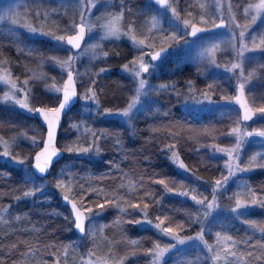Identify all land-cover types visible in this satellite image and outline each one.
<instances>
[{"label":"rangeland","instance_id":"obj_1","mask_svg":"<svg viewBox=\"0 0 264 264\" xmlns=\"http://www.w3.org/2000/svg\"><path fill=\"white\" fill-rule=\"evenodd\" d=\"M222 19L226 26L218 32L189 36L191 24L207 27ZM78 23L85 26L86 33L74 52L64 43ZM0 35L25 56L19 73H14L8 59L0 56V102L4 104L33 114V88L40 83L49 98L36 104L53 108L59 101L63 80L72 70L76 110L84 118L70 123L74 131L64 135L61 147L66 154L100 156L103 147L99 138L102 135L106 139L107 134L88 122V116L116 118L132 132L137 114L151 117L171 110L173 107H163L159 98L163 90L166 93L176 87L171 73L185 64L196 69L201 81L182 83L178 110L201 121L228 119L231 123L213 141L195 147L221 162L220 175L208 188L193 182L185 188H164L165 194L183 196L194 203L190 222L197 226L193 232L185 235L164 227L149 215L147 205L130 204L89 173L74 176L62 166L34 182L59 197H70L82 208L86 215L84 234L63 248L51 244L31 247L24 254L33 260L26 258L20 264H124L126 248L113 245L104 230L111 222L100 217L107 204L91 205L83 200L84 192L110 199L119 214L150 226L159 235L161 241L149 248L148 264H162L170 253L173 264H264V260L257 262L260 252L242 253L229 229L233 219L264 203V196L246 181L248 170L264 168V0H167L164 7L150 0H0ZM24 37L31 40L25 42ZM112 41L128 43L132 57L120 68V83L125 89L120 97L124 103L104 108L99 105L101 84L97 73L107 70L100 64L112 53L108 45ZM43 43L49 45L48 51L40 46ZM161 48L167 52L151 59ZM237 83L243 85L249 108L255 113L250 124L239 119L240 111L232 103ZM38 128L33 125L6 135L0 133V160L19 166L30 180L33 176L26 160L28 151L42 138ZM152 138L153 144L164 145L173 164L187 175L175 144L161 140L158 132L152 133ZM117 166H112L108 176H119L120 188L134 190L135 179L122 175ZM37 184L26 194L37 190ZM221 198L226 203L222 204ZM0 219H4L2 213ZM250 226L259 239L264 238V224Z\"/></svg>","mask_w":264,"mask_h":264},{"label":"trees","instance_id":"obj_2","mask_svg":"<svg viewBox=\"0 0 264 264\" xmlns=\"http://www.w3.org/2000/svg\"><path fill=\"white\" fill-rule=\"evenodd\" d=\"M28 39L31 40L30 37H24L25 42H28ZM34 43L37 45V41ZM9 44V39L0 37V56L8 59V64L14 73H19V67L21 68L25 56L18 54L13 45ZM108 45L111 46L109 49L112 53L107 56L104 63L100 64L107 67V70L105 73H97L101 84L98 89L99 105L104 108L124 103L120 97L121 93H124V87L120 83L122 82L120 68L132 57L128 43L112 41ZM40 46L46 51L49 50V45L46 43ZM170 78L175 81L176 87L174 86V89L166 93L163 90L159 99L163 107L172 106L171 110L153 114L151 117L142 113L137 114L132 132L116 118L99 116L89 118L88 116V122L93 123L99 130H105L107 134L106 139H103L102 135L99 138L103 147L100 156L87 158L64 152V155L55 162L44 177H39L31 171L32 155L42 143L43 126L32 113H26L10 104L0 102L1 134L6 135L15 129L36 125L38 129H41L42 136L39 143L28 151L26 161L33 176L32 180L24 177L19 166L13 165L8 160H0V213L4 216V219H0V264H20L26 258L33 260L29 254H24L31 247L51 244L53 248L60 246L63 248L77 237L81 238L74 232L71 212L68 206L60 201L61 196L34 182L50 176L62 166L70 169L74 176L89 173L90 177L99 179L100 183L105 184L108 191L122 194L130 204L147 205L149 215L152 218L156 217L164 227L185 235L193 232L197 226L194 222H190V213L195 208L194 203L183 196L165 194L164 188L169 190L185 188L191 182L208 188L220 175L221 162L219 158H213L209 153L207 154L204 149L197 150L195 147L213 141V138L228 129L231 123L228 119L201 121L178 110V100L183 92L182 83L189 80L195 83L201 81L196 69L185 64L181 69L174 70ZM33 92L35 107L40 106L36 104L37 101H43V103L48 101L49 97L41 89L40 83L39 86H34ZM76 109L77 107L73 105L63 117L56 137V144L60 149L64 142V135L74 131L70 123L84 118ZM157 132L161 134V140L175 144L177 156L184 164L187 175H183L181 170L173 164L174 162L163 148L164 145L153 144L152 133ZM116 164L122 175H129L135 179L134 190L129 192L124 187L120 188L119 176H108L110 169ZM246 179L253 190L264 196V168L256 167L248 170ZM36 184L37 190L32 191L30 195L26 194L29 188ZM82 196L83 200L91 202V205L100 202L107 204L100 217L105 222L114 223L108 226L111 224L109 223L104 230L109 237H112L115 247L126 248L124 250H127L128 255L123 260L124 264H148L149 248L153 242L161 241V238H158L159 235L150 226L140 225L134 219H128L127 216L119 214L110 199L86 192ZM221 200L222 204L226 203L224 198ZM251 223L256 226L264 224V203L233 219L229 228L230 234L238 241L239 250L242 253L260 252L258 262L264 260V238L259 239L258 235L253 233ZM79 247L83 248V245L79 244ZM132 251L133 254L130 253ZM171 256L170 253L163 258L162 264H173ZM27 264H33V262L29 261Z\"/></svg>","mask_w":264,"mask_h":264},{"label":"water","instance_id":"obj_3","mask_svg":"<svg viewBox=\"0 0 264 264\" xmlns=\"http://www.w3.org/2000/svg\"><path fill=\"white\" fill-rule=\"evenodd\" d=\"M157 7H164L167 0H150ZM226 21L224 19L215 22L213 25L207 27L200 26L199 24H191L189 30L190 37H197L198 35L218 32L225 28ZM86 29L81 23L76 26V31L68 34L65 37V43L71 48L72 51L79 50L84 37ZM167 52L166 48L158 49L154 54L150 56L151 59H158ZM241 83L236 85V94L233 95L232 103L236 105L240 111V120L242 122H249L255 115L254 111L249 108L248 100L244 91V87ZM77 90L72 70H68L66 77L63 80L59 101L53 108H43L37 106L34 108L33 114L38 120L39 124L43 126L44 135L41 145L35 149L31 160V171L37 176L44 177L49 173L56 161H58L63 155V149L57 146V136L59 133V127L62 125L63 117L65 114L75 105L77 100ZM63 204L67 205L72 216L74 232L77 235L82 236L84 234L85 212L80 208L77 203L66 195L61 196L60 200Z\"/></svg>","mask_w":264,"mask_h":264}]
</instances>
